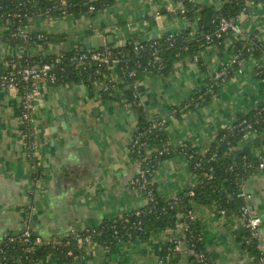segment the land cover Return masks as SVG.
Returning a JSON list of instances; mask_svg holds the SVG:
<instances>
[{
  "label": "crops",
  "instance_id": "1",
  "mask_svg": "<svg viewBox=\"0 0 264 264\" xmlns=\"http://www.w3.org/2000/svg\"><path fill=\"white\" fill-rule=\"evenodd\" d=\"M193 1L220 8L229 0ZM180 7L181 3L174 0H113L80 16H38L27 28L59 39L29 46H13L0 39V68L6 67L5 59L15 55L94 50L98 37L103 39L100 49L122 48L127 44L136 48L165 35L179 34L188 26L178 13ZM239 20L254 40L246 45L250 44L252 49L255 41L264 45V1L249 13L241 14ZM196 25L193 22L192 29ZM3 31L6 27L0 24V34ZM109 36L113 37L111 44L107 43ZM118 42L124 44L116 47ZM231 45L227 40L223 53L212 57L203 53L209 73L218 71L232 59ZM261 63L264 56L249 57L208 104L177 114L173 107L198 92L206 77L196 61L179 60L167 76L144 75L139 94L142 111L148 119L162 118L169 122L166 133L172 147L189 143L205 153L218 133L235 122L238 113L248 112L264 102V78L255 74ZM111 77L116 76L113 73ZM104 88L101 79L90 87L84 83L56 86L42 82L34 94L31 112L35 144L32 156L22 133V96L17 90H0V240L18 236L27 227L43 238L58 239L145 203L144 195L129 186L140 170L131 154V145L141 111L133 110L125 102L119 88L105 98ZM260 134L264 137V129ZM256 138L257 134H247L240 144L244 147ZM254 151L264 164V146ZM38 172L41 178L37 177ZM152 178L158 193L171 198L183 193L194 175L188 158L177 153L161 160ZM243 189L248 194L251 214L260 218L264 249V165L244 181ZM191 208V219L198 226L202 244L214 264H254V255L238 239L244 225L240 214L223 217L214 207L195 201ZM179 220L175 228L159 229L146 240L123 242L113 248L87 242L73 264H173L163 252L176 240L180 260L174 264H193V253L184 235L185 216L181 215ZM56 262L57 256L51 253L41 264Z\"/></svg>",
  "mask_w": 264,
  "mask_h": 264
},
{
  "label": "trees",
  "instance_id": "2",
  "mask_svg": "<svg viewBox=\"0 0 264 264\" xmlns=\"http://www.w3.org/2000/svg\"><path fill=\"white\" fill-rule=\"evenodd\" d=\"M174 1L181 3L178 13L188 23L184 31L139 44L136 48L132 44L122 48L106 46L101 50L109 51L111 59L108 63L79 59L83 53L92 50H73L60 55H15L5 59L6 67L0 68V85L14 77L15 82H21L18 92L23 96L35 88L32 79L22 81L23 69L45 64L49 66L45 78L49 85L84 83L90 87L95 80L101 79L104 82L105 98L110 97L119 88L125 102L131 104L133 110L141 111L131 154L140 165L135 178L140 181L145 179L147 188L139 190L145 198L142 206L106 218L87 230L75 231L58 239L45 238L43 244L35 242L36 234L32 227H27L31 232L28 237L24 236L23 231L18 236L1 239L0 264H41L51 253L57 256L55 264H73V261L82 255L87 242H97L105 248H113L123 242L146 240L152 232L159 229L177 227L181 215L185 216L184 235L193 253V264H214L202 244L198 226L191 219L192 202L214 207L223 217H230L234 213L241 216L243 206L248 205L247 199L240 196L244 191V181L258 173L264 165L261 157L254 151L256 147L264 146V137L260 134L264 129V102L248 112L238 113L235 122L218 133L208 151L200 153L189 143L172 147L166 133L169 122L162 118L151 120L145 116L139 96L141 80L145 74L150 73L167 76L179 60L188 58L196 61L199 70L206 77L198 92L173 109L178 114L208 104L223 84L240 70L241 62L249 57L264 56L263 44L255 41L253 49L250 44L246 45L254 41L246 31L243 34H234L229 30L217 37L221 19L226 18L241 26L240 15L249 13L264 0H229L220 8L197 4L193 0ZM112 2L113 0H0V24L6 27V31L0 34V39L13 46L53 42L57 36L30 31L27 27L38 16H80ZM193 22L197 23L195 29L191 27ZM20 28L25 29L26 36L20 34ZM227 40L232 43L229 51H233L232 59L218 71L209 73L203 53L211 57L216 53L222 54ZM113 73L115 78L111 77ZM255 74L257 78H264V63L256 66ZM1 89L4 87L0 86ZM25 131L34 132L33 126L25 128ZM250 133L257 134V138L242 147L241 140ZM29 138L32 139L33 136L30 135ZM177 153L188 158L194 179L183 193L165 198L158 193L152 175L161 160ZM37 177H42L39 172ZM148 191H151V194ZM238 234L242 245L254 255V264H262L264 249L261 246V237L251 235L245 222ZM177 243L178 240L170 243L163 252V256H170L173 264L180 260ZM200 255L205 257L203 261L200 260Z\"/></svg>",
  "mask_w": 264,
  "mask_h": 264
},
{
  "label": "built area",
  "instance_id": "3",
  "mask_svg": "<svg viewBox=\"0 0 264 264\" xmlns=\"http://www.w3.org/2000/svg\"><path fill=\"white\" fill-rule=\"evenodd\" d=\"M183 11V10H182ZM20 34L22 36H26L25 29L20 28ZM231 30L234 34H243L245 33V30L237 25L235 22L230 21L226 18L221 19L220 22V27L219 30L217 31L216 35L217 37H221L222 33ZM79 59L81 60H87L90 59L91 61L94 62H106L108 63L111 59V56H109V51L108 50H92L87 53H83ZM49 72V66L48 64L45 65H34V66H28L23 69L22 71V81L23 80H29L32 79L34 81V90L27 95L22 96V101H21V113H20V118L22 120L23 124V138L25 139V147L30 152H33L35 150V144L33 142V138L30 139L29 136L32 135L34 137V132L33 131H25V128H29L32 126V106H33V98L34 94L37 91L38 87L41 85L42 82H47L46 74ZM52 81L54 80V77L51 78ZM15 78L12 77L8 82H2L0 86H3L4 89H13L19 91V87L21 86V82H15ZM48 83V82H47ZM144 174V173H143ZM142 174V176H143ZM146 181L145 179L143 181L138 180L137 178H134L130 181L129 186L131 189L135 190H141L144 188H147L145 185ZM151 191H148L149 194ZM240 196H244L246 199H248V194L245 193V191H242L240 193ZM241 217L244 220L246 227L249 229L250 234L253 236H258L260 237V218L257 216H254L250 212V207L248 205L243 206L242 208V213ZM31 232L28 228L24 230V236L28 237L30 236ZM78 235V233L76 234ZM46 239L43 238L40 235H36V243L37 244H43L45 243ZM200 260H204V256L200 255L199 256ZM261 263L264 264V256L261 257Z\"/></svg>",
  "mask_w": 264,
  "mask_h": 264
},
{
  "label": "water",
  "instance_id": "4",
  "mask_svg": "<svg viewBox=\"0 0 264 264\" xmlns=\"http://www.w3.org/2000/svg\"><path fill=\"white\" fill-rule=\"evenodd\" d=\"M112 38H113L112 36L108 37V41H107L108 44H111L113 42ZM98 39H99L98 44L96 42L94 44V50H100V46L103 44V39L101 37H98ZM99 42H100V45H99ZM123 44H124V42H121V43L118 42V43L115 44V46L119 47V46H121ZM134 118H135V115L132 114V119H134Z\"/></svg>",
  "mask_w": 264,
  "mask_h": 264
}]
</instances>
